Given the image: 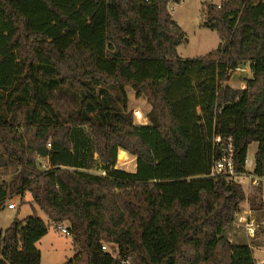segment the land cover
<instances>
[{"label":"trees","instance_id":"obj_1","mask_svg":"<svg viewBox=\"0 0 264 264\" xmlns=\"http://www.w3.org/2000/svg\"><path fill=\"white\" fill-rule=\"evenodd\" d=\"M182 1L0 0V212L27 193L34 211L0 232V264H41L37 243L65 221L64 264H258L227 237L242 184L209 175L220 136L237 172L257 143L264 176V0L209 4L203 26L222 42L196 59L177 51L169 6ZM247 66L244 90L224 85ZM127 87L150 124L135 123ZM121 151L135 173L116 168Z\"/></svg>","mask_w":264,"mask_h":264},{"label":"rangeland","instance_id":"obj_2","mask_svg":"<svg viewBox=\"0 0 264 264\" xmlns=\"http://www.w3.org/2000/svg\"><path fill=\"white\" fill-rule=\"evenodd\" d=\"M220 0H183L180 4H171L169 6V12L172 14L173 19L177 24L183 29L186 34V42L181 44L179 47V54L185 59H196L203 57L210 52L216 50L220 44L221 39L217 31L211 30L203 26L206 22L208 15L206 13L207 6L209 4L219 3ZM247 67L243 69H247ZM252 77V71L246 73L242 70L236 71L231 79L224 83L225 86H230L232 89H241L244 85L247 87V80ZM127 93L131 95V105L129 108L134 110H140L145 116L144 121L136 122V124L146 123L148 125L150 122L147 118V114L150 111V105L146 102L144 98L138 99L133 97L134 91L127 87ZM149 110V111H148ZM45 132L50 136V127L45 128ZM258 148L257 143H252L249 147V157L254 160L255 152ZM122 156V157H120ZM38 161L41 163V168L46 169L49 167V163L46 159H41ZM118 170H123L129 173L136 172V158L128 154L127 152L121 151L118 156L117 166ZM94 169H97L94 167ZM96 171V170H95ZM94 171V172H95ZM97 172V171H96ZM247 197V200L242 203V208H251V200H256L260 202L259 191L252 188L248 184L242 185ZM17 204L16 210H9L8 205L12 203ZM25 204L20 205V197H15L7 201L5 207L0 212V232L5 231L12 222L18 218L19 220H24L27 217L34 214L33 207L30 204L32 202V196L27 193L23 199ZM37 214L42 217L46 222L50 221L48 217L42 212L37 205H34ZM255 223L260 228H264V210L253 211ZM66 226H69V222H63ZM227 237L232 243H247L251 246L257 247L253 248V251L257 250L256 254L259 256L256 262L264 261V241H258L264 238V235L256 236L255 238H249L243 227H240L236 218L227 232ZM111 249V252L115 254V248L113 244L105 242ZM42 254L41 264H64L67 260L72 258L75 254L73 249V240L71 236H66L56 230L54 223H51L48 234L45 238L39 242L38 248ZM259 264V263H258ZM264 264V263H263Z\"/></svg>","mask_w":264,"mask_h":264},{"label":"built area","instance_id":"obj_3","mask_svg":"<svg viewBox=\"0 0 264 264\" xmlns=\"http://www.w3.org/2000/svg\"><path fill=\"white\" fill-rule=\"evenodd\" d=\"M222 1L214 4L217 9L222 8ZM242 70L246 73L250 72V69L240 68L237 71ZM246 87L243 85L242 90ZM134 120L136 122H142L145 119L144 114L140 110L133 111ZM138 125H146V123H141ZM215 143V155L213 160V165L210 171L211 177L225 175L234 181L239 182L240 184H248L252 188H255L259 191L260 202L264 204V176H259L255 174L256 163L255 160H252L249 156L246 158L244 163L243 172H237L236 164H235V149L233 144V139H222L220 136L214 137ZM105 174V173H103ZM9 210H16L17 204L14 202L8 205ZM251 208L241 209V211L237 214V222L240 227H243L247 236L249 238H255L258 232L259 226L255 223V221L251 218ZM57 231L60 233L71 236V232L69 226H66L64 223H56L54 224ZM102 249L106 252H111V249L107 244H103ZM117 247L115 248V251Z\"/></svg>","mask_w":264,"mask_h":264},{"label":"crops","instance_id":"obj_4","mask_svg":"<svg viewBox=\"0 0 264 264\" xmlns=\"http://www.w3.org/2000/svg\"><path fill=\"white\" fill-rule=\"evenodd\" d=\"M180 47V46H179ZM179 47H178V49H177V51H178V53H179ZM180 55V54H179ZM181 56V55H180ZM133 97H135L136 98V96H135V92H134V94L132 95V98ZM141 99V98H140ZM136 100H138V99H136ZM131 95H130V93H129V104L131 105ZM149 110H150V108H149ZM148 110V111H149ZM150 124V123H149ZM257 151V150H256ZM256 153V152H255ZM35 207V206H34ZM35 210H36V208H34ZM253 217H254V214H253V211L251 212V218L253 219ZM254 220V219H253ZM255 221V220H254ZM8 228V227H7ZM6 228V229H7ZM5 229V230H6ZM45 238V237H44ZM43 238V239H44ZM43 239H41L40 241H42ZM39 241V242H40ZM258 241H264V238H262V239H259ZM39 242L37 243V247H38V244H39ZM252 248H256L257 249V247H254V246H252ZM39 249H40V247H39ZM256 252H257V250L255 251V253H254V257H255V259H257L259 256H257V254H256ZM258 253V252H257ZM42 255V254H41ZM259 264H263L264 263V261L262 260V261H260V262H258Z\"/></svg>","mask_w":264,"mask_h":264},{"label":"bare ground","instance_id":"obj_5","mask_svg":"<svg viewBox=\"0 0 264 264\" xmlns=\"http://www.w3.org/2000/svg\"><path fill=\"white\" fill-rule=\"evenodd\" d=\"M120 157H122V156H120Z\"/></svg>","mask_w":264,"mask_h":264}]
</instances>
